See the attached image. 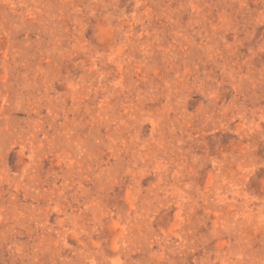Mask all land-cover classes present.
<instances>
[{
    "label": "rangeland",
    "instance_id": "rangeland-1",
    "mask_svg": "<svg viewBox=\"0 0 264 264\" xmlns=\"http://www.w3.org/2000/svg\"><path fill=\"white\" fill-rule=\"evenodd\" d=\"M0 264H264V0H0Z\"/></svg>",
    "mask_w": 264,
    "mask_h": 264
}]
</instances>
